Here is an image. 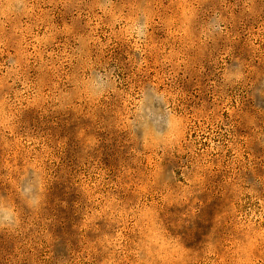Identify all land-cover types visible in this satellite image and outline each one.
<instances>
[{
	"label": "rangeland",
	"instance_id": "374dc122",
	"mask_svg": "<svg viewBox=\"0 0 264 264\" xmlns=\"http://www.w3.org/2000/svg\"><path fill=\"white\" fill-rule=\"evenodd\" d=\"M0 264H264V0H0Z\"/></svg>",
	"mask_w": 264,
	"mask_h": 264
}]
</instances>
